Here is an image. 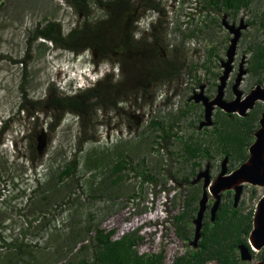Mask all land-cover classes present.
<instances>
[{
    "label": "rangeland",
    "instance_id": "obj_1",
    "mask_svg": "<svg viewBox=\"0 0 264 264\" xmlns=\"http://www.w3.org/2000/svg\"><path fill=\"white\" fill-rule=\"evenodd\" d=\"M106 1L87 0L90 24L106 16L102 5ZM208 1L130 0L135 7L134 48L144 54L141 61L130 57L120 63L115 54L102 58L91 51L72 53L33 40L35 30L49 21L59 24L63 34L80 27L83 15L65 0H0V128L5 127L0 132V238L22 243L20 252L0 247V264H93L95 229L112 232V240L134 236L136 253L159 256L160 264H176L182 258L180 263L187 264L193 251L189 245L192 221L202 194V179L196 181L197 176L208 165L213 181L224 156L228 157V173L240 164L218 152L213 135L217 126L197 128L200 107L190 99L199 86L207 88L208 97L214 95L220 61H225L231 37L220 19L225 14L228 23L235 22V11L214 9ZM237 13L247 22L255 20L264 13V0H251ZM103 35L109 39V32ZM251 35L246 31L241 51L249 52ZM22 59L26 72L18 63ZM159 64L173 71L164 80L153 76ZM86 70L95 73V80L111 76L99 91H105L104 106L85 113L82 125L76 116L66 114L57 127L49 129L61 116L45 106L34 122L25 114L17 115L21 86L31 101H43L59 92L82 93L84 86L94 85L82 75ZM257 80L248 74L241 89L248 92ZM42 133L46 147L39 156L36 138ZM189 143L207 148L208 156L189 159L184 151ZM74 156L77 174L59 184V172ZM120 160L127 163L123 176L111 193L99 192L103 182H111L109 170ZM147 176L151 182H145ZM55 189L58 195L44 210H37L35 202ZM263 195L264 188L244 185L235 209L253 213ZM212 203L208 195L199 242L204 227L214 229L209 221ZM224 204H232L231 191L221 194L219 208ZM119 213L121 229L106 226ZM37 216L43 226L32 224L26 231L27 221ZM86 228L89 231L82 232ZM155 230L159 233L148 234ZM76 232L80 235L74 236ZM172 244L177 249L169 256L167 248ZM148 264L156 263L150 260Z\"/></svg>",
    "mask_w": 264,
    "mask_h": 264
},
{
    "label": "trees",
    "instance_id": "obj_2",
    "mask_svg": "<svg viewBox=\"0 0 264 264\" xmlns=\"http://www.w3.org/2000/svg\"><path fill=\"white\" fill-rule=\"evenodd\" d=\"M251 0H209L207 5L213 7L214 9H222L224 11L234 12L235 9L246 8L250 4ZM65 2L75 10V12L83 15V23L80 27H75L70 29L66 34H63L61 26L55 22H47L42 27H39L35 30L33 40H41V44H51L56 48L67 50L72 53H80L91 51L92 53H98L102 58L109 56V53L119 56L118 62L124 63L125 58L130 57L136 58L137 61H141V55L143 52H138L134 48V41L131 35L133 30V12L135 7H133L130 0H107L102 5L106 8V16L103 19H100L96 23H89L87 21L89 17L87 0H65ZM132 6V7H131ZM153 24V23H151ZM109 32V39L104 37L103 33ZM111 47H110V46ZM133 58V59H134ZM24 68L23 71L26 72V61L24 59L18 62ZM173 73L172 69L170 72V67L166 65H158L157 68L153 71V76L159 80H164L166 77ZM110 74H106L101 80H97L94 85L83 89L84 92L79 93L80 91L73 92L72 95H66L63 92L58 94H53L48 97L46 100L31 101L28 99L27 93L24 91L23 86H21V102L17 107V115L20 113L25 114L28 120L32 122L38 120V114L43 113V106L45 108L49 107L50 109H55L59 112L61 117L56 118V121L49 125V129L57 127L59 122L62 121V115L73 114L80 120L82 125L83 116L85 113L92 110L95 107H103V98L105 99V91L102 90L100 94V89H103L106 84L110 83ZM134 75L130 77L133 79ZM127 77L122 79V82L125 83ZM119 83V82H118ZM102 87H100L101 85ZM113 86V85H112ZM117 86V83L113 87ZM77 93V94H76ZM79 93V94H78ZM112 107L116 105L115 102L111 101L109 103ZM33 108L32 112H29V108ZM217 119V128L214 129V142L218 146V152L222 155H228L230 159L241 160L245 159L244 152V143L239 137H244L248 135L252 128V119L247 124L239 119L238 135L240 139L239 148L240 153L235 156V116L231 119L228 118L224 113L218 112L216 115ZM163 129V126H159ZM5 127L0 128L3 130ZM168 137L172 135L167 133ZM90 140V139H88ZM185 153L189 159L198 158L200 155L208 156L209 151L206 148H202L200 144L189 143L185 145ZM127 163L123 160H120L112 164L111 169L109 170L108 177L111 178V182H103L100 185L99 192L111 193L112 188L116 186L118 180L123 176V172L126 170ZM78 162L76 161V156L73 160L68 162L57 176V182L63 184L66 180L72 179L77 174ZM151 182V178L147 176V181ZM38 184V182H36ZM54 190V189H53ZM115 190V189H114ZM58 195V192L55 189L51 195H42L35 203V208L39 211L44 210L47 203L51 198H54ZM0 194V198H2ZM27 199V198H26ZM217 217L213 225V230H209L208 227H204L202 231V250L200 255H193L187 261V264H201L202 260L200 258L217 259L221 264H231L230 256L224 253L222 243L225 241L234 242L235 241V213H239L237 209L233 208L232 204H224L219 208L217 212ZM181 218V217H179ZM177 218V222H179ZM28 222L26 231L30 229L32 224H38L37 227H42L43 224H40L39 217L31 218ZM146 223V220L137 228L143 227V224ZM106 226L114 227L117 226L119 230L121 229V213L115 215L111 222L108 221ZM152 225V222L149 224ZM145 227V226H144ZM25 231V232H26ZM89 231V228L82 231L86 233ZM158 230L154 232H149L148 234H157ZM24 233V232H23ZM146 233H144L145 235ZM80 235L79 232H76L74 236ZM112 232H105L104 230L95 229V235L93 237V247L95 249V261L93 264H148L150 260L154 261L156 264H160L159 256L146 255L145 257L140 256L134 250L136 239L134 236L127 235L118 240H112ZM160 238V237H159ZM1 248H16L20 252V247L22 243L19 242L18 245L14 243H8L4 238H0ZM158 240V239H157ZM161 239H159L160 242ZM155 242V238H152V243ZM170 249L167 248L168 255L171 254ZM183 259V258H182ZM181 259V260H182ZM181 260L179 263L181 264ZM80 264H86L82 261Z\"/></svg>",
    "mask_w": 264,
    "mask_h": 264
},
{
    "label": "water",
    "instance_id": "obj_3",
    "mask_svg": "<svg viewBox=\"0 0 264 264\" xmlns=\"http://www.w3.org/2000/svg\"><path fill=\"white\" fill-rule=\"evenodd\" d=\"M221 25L230 34L231 38L225 51V61L221 63L223 72L218 79L216 94L212 100L203 96L202 93L193 95L190 98L195 104L201 103L203 106V121L198 126L199 130L203 127L211 126L212 113L216 108L225 114H237L243 117L246 115V111L252 108L257 100L262 101L264 104V88L260 86H256L251 90L244 99L241 98L242 93L239 91L238 86L242 75L245 74L244 71H239L232 86L233 99L229 102L223 100V91L231 71L235 47L240 36V31L245 26L235 28L234 23H228L225 14L221 17ZM259 125L260 128L254 134L255 141L248 148L247 159L238 168L228 173L226 168L228 157L224 156L220 164V171L213 181L210 179L208 165L197 176L196 181L202 179V194L198 202L195 218L192 221L194 226L193 238L190 243L192 247H196V244L201 239L202 220L206 210L208 195L213 199L209 219L212 223L216 219L223 192L231 191L232 206L235 208L240 200L244 185L264 188V110L259 119ZM45 147V135L42 133L36 138V151L39 156L42 155ZM253 213V226L249 233V243L253 249L258 250L264 246V195L258 200ZM243 252L245 251L241 250V254H244ZM242 259H244V256H242Z\"/></svg>",
    "mask_w": 264,
    "mask_h": 264
},
{
    "label": "flooded vegetation",
    "instance_id": "obj_4",
    "mask_svg": "<svg viewBox=\"0 0 264 264\" xmlns=\"http://www.w3.org/2000/svg\"><path fill=\"white\" fill-rule=\"evenodd\" d=\"M238 10L235 9V22H231V23L235 24V28H239L240 26H245V28L240 31V36H239V39L235 47V56L231 63V71L228 75L225 88L223 91L224 93L223 100L227 102L233 99L232 86L237 78V75L239 74V71L245 72V74L242 75L239 86H238L239 91H241L242 93V96H241L242 99H244L251 92V90H253L256 86H260L261 88H264V13L262 15L255 16L253 18L255 20L251 19L250 21L247 22L242 17L238 16V13H237ZM220 25H221V19H220ZM248 30L252 32L251 41L248 46L249 48H247L249 52H247V50L241 51L239 49V45L241 43V40L244 39L245 33ZM228 35L230 34L228 33ZM229 40L230 39H228V45H229ZM221 63L222 61H220V73H219L220 75L223 72V67ZM248 74L252 76L254 75L258 80L254 83L253 87L249 89L248 92L245 93L241 89V86H242L244 78ZM220 75H218L217 80L219 79ZM213 87H214V95L212 97L207 96V92H206L207 88L205 86H199L198 92L195 93V91H193L194 93L193 92L192 93L193 95L202 93L203 96H205L209 100H212L216 94L217 84L214 85ZM194 105H198L200 107V121L198 122V126H199V124L203 121V106L201 103H198V104L194 103ZM263 110H264L263 102L257 100L253 104L252 108L246 111V115L243 117H240L237 114L228 115L224 113L230 119L233 116H235V156L238 153H240V148H239L240 139L244 143L243 155H245L246 157L243 161L237 160L240 162L238 167L247 159L248 148L255 141L254 134L260 128L259 119L261 117ZM218 112H222V111H220L217 108L213 111L212 118H211V121H212L211 126L203 127L202 129L204 128L214 129L215 126H218L217 119L214 118V115H218ZM239 119H242V121H244L245 124H247L252 119H254L252 123V128L249 134L245 135L244 137H239L238 135L236 136L237 131H238L237 129H238ZM217 214H216V217H217ZM253 217H254V213H235V232H234L235 241L234 242L225 241L221 244L223 249L225 250L224 253L230 256L231 264H264V246L258 250H255L251 247L249 243V233L252 230ZM214 222L212 223L214 224ZM189 245L191 246V244ZM202 246L203 244L201 241L196 244V247L191 246L193 248V251L190 252L191 253L190 255L191 256L200 255ZM168 249L172 250L171 254H173L175 250L177 249V245L176 244L169 245ZM241 250L245 251L243 252L244 254H241ZM242 256H244V259H242ZM199 260H202L201 264H203V262L208 261V260L214 261L215 264H221L215 258H212V259L200 258Z\"/></svg>",
    "mask_w": 264,
    "mask_h": 264
},
{
    "label": "clouds",
    "instance_id": "obj_5",
    "mask_svg": "<svg viewBox=\"0 0 264 264\" xmlns=\"http://www.w3.org/2000/svg\"><path fill=\"white\" fill-rule=\"evenodd\" d=\"M86 72H88V70H86L85 72H82V75H84L85 78L88 79L87 80L88 83L91 81L94 84L97 81V79L96 80H95V78L93 79V76H95V73L94 72H92V73H86ZM87 87H88V85H87ZM84 88H86V87L84 86Z\"/></svg>",
    "mask_w": 264,
    "mask_h": 264
},
{
    "label": "bare ground",
    "instance_id": "obj_6",
    "mask_svg": "<svg viewBox=\"0 0 264 264\" xmlns=\"http://www.w3.org/2000/svg\"><path fill=\"white\" fill-rule=\"evenodd\" d=\"M152 23H153V22H152ZM110 128H111V127H110ZM7 190H8V189H7ZM7 190H6V191H7ZM0 193H1V192H0Z\"/></svg>",
    "mask_w": 264,
    "mask_h": 264
}]
</instances>
